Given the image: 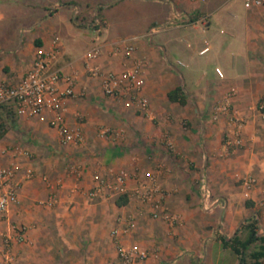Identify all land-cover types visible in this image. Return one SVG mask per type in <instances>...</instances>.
Masks as SVG:
<instances>
[{"label":"crops","instance_id":"0c3cea01","mask_svg":"<svg viewBox=\"0 0 264 264\" xmlns=\"http://www.w3.org/2000/svg\"><path fill=\"white\" fill-rule=\"evenodd\" d=\"M19 1L29 8L23 12L29 28L21 29V35L29 32L27 56L23 63L14 58L16 49L4 54L0 45V81L18 82L38 51L55 50L53 67L73 79L61 112L83 141L63 142L49 124L50 113L41 118L0 108V167L14 171L17 185L16 201L0 214V249L16 227L24 235L12 242L17 264H124L119 245L147 250L146 259L132 264H218L231 250L223 241L248 217L256 215L264 234V116L257 109L264 97V6L247 8L243 0L240 13V3L231 0H0V29ZM92 5L104 8L99 30L86 25L88 10L82 8ZM203 17L205 26L187 22ZM159 18L170 26L159 42L151 39L153 31L148 40L144 24ZM136 22L143 23L140 33L132 30ZM205 42L209 50L200 53ZM96 43L101 54L92 63L104 71L141 64L149 113L129 96L104 94L100 80L86 72L84 54ZM127 45L133 46L130 54ZM65 86L61 80L59 87ZM177 87L184 104L168 98ZM229 92L230 111L214 117ZM231 116L243 121L240 145L226 143L235 128ZM105 128L112 133L102 136ZM16 146L27 154L13 155ZM119 172L125 174V192L105 188L96 198L87 196L99 180ZM151 175L162 192L155 196L158 217L153 203L133 193ZM246 175L257 180L250 189L240 180ZM203 176L225 208L202 207ZM120 197L126 200L117 205ZM238 263L236 255L232 264Z\"/></svg>","mask_w":264,"mask_h":264},{"label":"built area","instance_id":"2783aa9c","mask_svg":"<svg viewBox=\"0 0 264 264\" xmlns=\"http://www.w3.org/2000/svg\"><path fill=\"white\" fill-rule=\"evenodd\" d=\"M244 6L260 7L264 6V0H244ZM78 10L75 12L77 19ZM78 20V19H77ZM205 18H200L193 21L191 18L187 20L190 24H200L205 26ZM84 23V22H83ZM86 25L95 30H99L103 26V22L95 13L94 19ZM200 51L205 53L209 50L207 45ZM133 51V46L125 47L126 54ZM101 54L99 43L93 45L84 54V62L86 72L100 80L104 94L121 98L129 96L138 106V110L142 113H149V104L147 99L141 93L143 87L142 67L139 62H135L130 68L122 72L104 71L98 65L93 64ZM57 52L55 50L49 52L38 51L32 61L31 66L25 71L22 78L16 83L0 81V106H9L14 109L17 115L38 116L44 118L46 113L52 114L49 124L55 127L59 133L61 140L65 143H80L83 141L80 129H70L61 112L64 100L73 94V79L65 77L60 68H54L53 62L56 59ZM215 71L219 77H223L222 71L216 67ZM61 80L66 82L64 88L59 87ZM232 93L225 95L223 100L214 107V117L219 113H228L230 111V98ZM257 109L264 116V97L257 104ZM230 120L234 122L235 128L231 136L227 137L226 143L229 145L241 144V129L243 121L231 116ZM1 124V120H0ZM110 129L101 130V135L106 136L111 134ZM13 155L27 154L26 151L19 147H14L11 150ZM32 170H28L27 177H32ZM14 171L10 167H0V214H4L9 205L16 201L17 185L12 183ZM241 183L247 189L252 188L256 184V178L253 175L241 177ZM125 174L119 172L109 178L99 180L98 184L87 192L89 198H96L102 194L103 190L109 189L113 192H125ZM200 194L202 207L210 211L215 207L225 208V200L221 196H215L210 189L206 176L200 180ZM140 201L153 203V216L158 217L160 214L157 211L159 202L155 196L162 193L157 180L151 175L147 179L140 181L133 192ZM55 201L54 197L49 198L48 203ZM167 219L175 221L177 218L174 215L165 214ZM127 229L130 225L126 223ZM119 233L117 227L111 230V235L116 237ZM24 235L21 229L13 227V233L6 235L3 238L2 248L0 249V262L2 264H17L16 256L12 250L13 241H23ZM118 256L124 264H132L148 257V252L139 246H123L117 248Z\"/></svg>","mask_w":264,"mask_h":264},{"label":"rangeland","instance_id":"374dc122","mask_svg":"<svg viewBox=\"0 0 264 264\" xmlns=\"http://www.w3.org/2000/svg\"><path fill=\"white\" fill-rule=\"evenodd\" d=\"M232 2H239V12L242 13L244 12V7H243V0H231ZM14 9V16L12 17V20H8L5 24H3V26L5 27V29H0V45H1V49H3V47H6L7 50L4 51L5 53H10V52H14V50L16 49V53L14 55V58H19L21 60H23V63L25 61V57L27 56L24 52H26V45H27V41L29 39V32L21 35V29L23 27H27L29 28V22H27V18L25 16H23V12L25 11H29V8L23 4V2H17ZM82 9H86L88 10V22L90 23L93 19H94V15H95V11L96 9L98 10V17H101V13L104 10V8L102 7L101 9H98L96 5H92V6H87V7H83ZM173 16V15H172ZM73 17H75V14H73ZM78 21L80 20L79 15L77 16ZM162 18H159L156 20V22H154L153 24H148L145 23L144 26L146 27V31H149L148 34V40L150 38V33L151 31H153V35L151 36V39L154 40L155 42H159V39L162 37V35L164 34L162 30H164L167 26L169 27L170 24L169 23H163V20H160ZM174 19V18H173ZM151 25V26H150ZM132 26V30L136 31L137 33L141 32V28H143V23H134L131 24ZM134 27V28H133ZM150 27V28H149ZM89 28V27H87ZM149 29V30H148ZM211 31H209L208 36H210ZM7 37H6V36ZM220 37H225L226 35L223 34H219ZM10 43V44H9ZM24 46L23 49L19 48V45ZM9 47V48H8ZM11 49V50H10ZM20 49V50H19ZM27 53L29 54V50H27ZM212 53H208L206 55V57L210 56ZM23 55V57H22ZM214 59V58H213ZM248 230L246 228L241 229L239 235L241 239H244L247 236ZM253 246H251L250 249H252ZM228 254H226V256H222V259L220 261H218V264H232V262L235 260L236 255L235 253H233L231 250H229L227 252ZM192 264H197L196 262L192 263Z\"/></svg>","mask_w":264,"mask_h":264},{"label":"trees","instance_id":"16d2710c","mask_svg":"<svg viewBox=\"0 0 264 264\" xmlns=\"http://www.w3.org/2000/svg\"><path fill=\"white\" fill-rule=\"evenodd\" d=\"M168 98L171 101L184 104L186 99L182 94L181 88L177 87L168 92ZM7 106H0V108H6ZM9 107V106H8ZM13 109L12 107L8 110ZM14 110V109H13ZM11 110V111H13ZM1 113V112H0ZM0 124V138L5 133L3 121L1 119ZM124 197H120L116 200L117 205H121L122 201H125ZM256 215L248 217L244 222L241 223L239 229L233 237L228 241H223L224 246L230 247V249L238 256V264H264V234H259V226L257 223ZM246 228L248 230L247 236L244 239L240 238L238 231ZM251 246H253L252 249Z\"/></svg>","mask_w":264,"mask_h":264}]
</instances>
